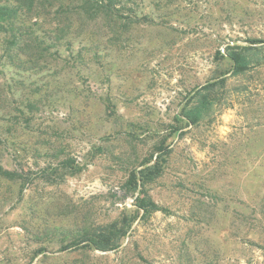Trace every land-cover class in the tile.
<instances>
[{"label":"rangeland","instance_id":"374dc122","mask_svg":"<svg viewBox=\"0 0 264 264\" xmlns=\"http://www.w3.org/2000/svg\"><path fill=\"white\" fill-rule=\"evenodd\" d=\"M72 1L35 20L62 41L32 66L0 40V166L20 175L0 177V264H264V0H135L130 25ZM252 40L259 65L233 76L227 47ZM155 162L162 177L131 193L129 171ZM132 216L116 250L65 247L64 231Z\"/></svg>","mask_w":264,"mask_h":264},{"label":"trees","instance_id":"16d2710c","mask_svg":"<svg viewBox=\"0 0 264 264\" xmlns=\"http://www.w3.org/2000/svg\"><path fill=\"white\" fill-rule=\"evenodd\" d=\"M81 3L79 9L85 15L92 16L102 13L112 19H125L127 21L122 23L127 25L138 21L133 10L135 0H82ZM72 4V0L70 2L68 0H0V40L8 65L13 64L18 67L20 64H28V66H32V63L36 61L37 53L41 57L49 55L50 50L57 47L62 38L59 35L52 37L53 31L48 29L44 33L40 30L37 33L35 20L39 17L52 16L53 20L58 21L61 14L66 17L71 9H78V7L71 6ZM54 6L55 10H50ZM249 42L250 46L227 47L226 49L225 54L232 64L230 70L233 76L242 75L254 64L259 65L260 48L253 45L258 41ZM217 54L220 55L219 51ZM220 57L223 56L220 55ZM220 86L221 82L217 81L206 83L198 89L194 99L182 107L181 116L186 120L187 125H199L208 116L215 106ZM161 145L155 150L160 153L159 160L165 163L164 157L167 153ZM163 163L155 162L152 166H146L137 172L130 170L126 188L131 193L139 189V192L143 194L146 184L162 177L163 172L160 164ZM69 164L64 160L59 168L66 169ZM0 177L13 181L16 178L19 179L20 175L16 171L4 170L0 166ZM134 207L138 211H143L144 214L158 210L150 200L140 197L135 199ZM135 217L132 216V220L123 219L120 223L115 221L106 225L84 223L78 230L64 231L62 235L69 239L65 247L85 245L101 252L116 250L120 247L121 241ZM181 264L183 263L181 262Z\"/></svg>","mask_w":264,"mask_h":264}]
</instances>
